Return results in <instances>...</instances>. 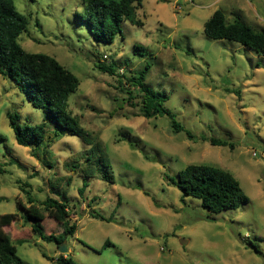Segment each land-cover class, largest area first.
<instances>
[{
  "label": "rangeland",
  "instance_id": "1",
  "mask_svg": "<svg viewBox=\"0 0 264 264\" xmlns=\"http://www.w3.org/2000/svg\"><path fill=\"white\" fill-rule=\"evenodd\" d=\"M14 4L28 19L18 38L22 47L52 56L79 78L69 110L93 142L103 144L97 154L89 152L94 169L102 168L96 162L103 158L114 176L111 183L99 173L85 178L71 171L84 164L81 153L93 144L61 132L20 84L0 74V215L18 214L4 228L18 255L28 264H57L49 259L60 255L78 264H264V56L204 33L217 9L228 22L264 32V0H144L137 11L144 25L123 21L113 43L97 42L79 19L82 0ZM99 63L115 64L116 74L104 73ZM142 73L146 85L168 96L166 107L195 139L173 133L167 115L140 114L142 92L131 81ZM9 113L18 114L22 126L46 122L47 132L58 131L46 155L18 144ZM190 164L231 172L249 203L211 213L199 199H183L174 181ZM57 189L66 190L76 225L64 253L62 244L32 230L21 207L30 206L27 193L44 207ZM45 213L46 234L62 235L64 226Z\"/></svg>",
  "mask_w": 264,
  "mask_h": 264
},
{
  "label": "trees",
  "instance_id": "2",
  "mask_svg": "<svg viewBox=\"0 0 264 264\" xmlns=\"http://www.w3.org/2000/svg\"><path fill=\"white\" fill-rule=\"evenodd\" d=\"M143 2L144 0H82L83 11L79 14V19L88 26L97 42L113 43L116 37L123 33V21L129 20L137 26L144 25L137 17V11L143 7ZM27 26L28 19L16 9L14 0H0V74L20 84L28 93L33 106L42 109L48 121L55 122L61 132L76 135L86 143L93 144L90 150L81 153L85 159L84 164L71 166L73 168L71 171L80 170L85 178L96 177L99 173L101 179L113 183L114 176L105 160L98 158L96 163L102 168L95 170L89 157V152L97 154L102 149V142L97 140L94 143L91 132L84 129L78 118L69 110V97L78 90L79 78L52 56L27 52L18 41L19 36L27 31ZM204 33L211 39L238 42L264 56V32L256 31L240 20L228 22L222 9L214 11L205 22ZM97 68L111 75L117 72L115 64L99 63ZM148 69L149 65L146 67V70ZM144 80L145 75L142 73L131 81L142 92L140 114L146 119L167 115L171 119L173 133L185 132L190 140L195 139L192 131L185 128L177 120L176 115L166 107L168 96L155 92ZM129 95V99L132 100L134 97L131 92ZM8 116L18 144L36 146L35 155H38L36 151L38 149L46 155L50 146L58 139V131H46V122L35 127L22 126L18 123V114L9 113ZM203 139L208 140L213 146L234 147L233 143L225 139L213 137ZM174 183L181 190L183 199L185 197L199 199L202 206L211 213L235 210L250 201L238 179L231 172L218 166L190 164L178 172L177 181ZM86 186L84 183L83 187ZM27 195L30 206L25 207L21 204L25 211L24 219L44 241L62 244L67 236L74 235L76 225L70 224L66 190H58V197L47 198L43 202L44 207H39L30 193ZM45 212L64 226L62 235L46 234ZM17 216V213L0 215V264H28L18 255L17 246L4 229L16 221ZM46 257L48 258L47 255ZM49 260L57 264H78L72 257L64 255Z\"/></svg>",
  "mask_w": 264,
  "mask_h": 264
},
{
  "label": "water",
  "instance_id": "3",
  "mask_svg": "<svg viewBox=\"0 0 264 264\" xmlns=\"http://www.w3.org/2000/svg\"><path fill=\"white\" fill-rule=\"evenodd\" d=\"M59 251H60V253H64V252H67L68 251L65 242H63L62 245L59 247Z\"/></svg>",
  "mask_w": 264,
  "mask_h": 264
}]
</instances>
